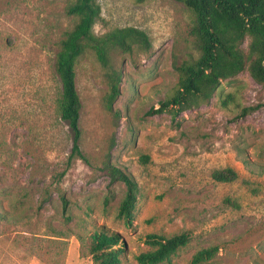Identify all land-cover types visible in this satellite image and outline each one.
Returning a JSON list of instances; mask_svg holds the SVG:
<instances>
[{"label": "rangeland", "instance_id": "1", "mask_svg": "<svg viewBox=\"0 0 264 264\" xmlns=\"http://www.w3.org/2000/svg\"><path fill=\"white\" fill-rule=\"evenodd\" d=\"M68 1L0 0V264H95L82 238L97 227L121 237L120 264H139L134 256L149 248L148 232L189 233L161 264H191L194 252L211 245L217 252L200 264H264V107L239 116L243 107L262 105L264 85L244 70L220 86L240 108H223L214 96L175 117L155 112L177 82L176 67L195 54L191 12L176 0H98L96 34L136 26L151 46L111 55L122 70L117 127L103 101L104 69L93 55L79 60L87 162L68 165L72 134L56 108L54 70L58 41L71 25ZM113 132L111 162L139 187L131 225L116 216L124 183L101 169ZM225 167L238 177L215 181L212 171Z\"/></svg>", "mask_w": 264, "mask_h": 264}, {"label": "trees", "instance_id": "2", "mask_svg": "<svg viewBox=\"0 0 264 264\" xmlns=\"http://www.w3.org/2000/svg\"><path fill=\"white\" fill-rule=\"evenodd\" d=\"M145 2L147 0H136ZM192 14L190 34L193 37L195 54L183 60L177 67V82L170 93L160 100L155 112L169 111L173 117L186 109L207 103L217 96L223 108L233 103L240 108L231 93L220 90L221 82L247 70L252 79L264 85V0H176ZM71 17V25L58 41L54 70L60 81V94L56 108L60 118L66 122L72 145L67 157L69 165L74 159L87 162L80 148L81 128L79 124L81 100L76 89L75 76L79 60L86 54L93 55L104 69L107 91L104 105L112 114V122L118 126L120 112L114 103L121 93L122 70L113 67V52L132 53L135 49L147 51L151 42L147 33L136 26L114 27L101 34L93 31L94 23L101 17L98 0H69L65 8ZM246 43V44H245ZM262 105L243 107L239 116ZM114 132L110 137L101 169L111 182L122 181L125 193L116 216L125 225H131L137 201L138 183L135 178L111 162ZM146 162L148 156H143ZM211 177L217 182H230L238 177L232 167L216 169ZM64 206L66 199L62 197ZM107 202V199H106ZM225 202L238 203L230 197ZM87 238V241H86ZM190 239L188 232L166 236L148 232L143 242L148 249L140 251L134 258L139 264L169 263L179 248ZM86 252L95 264H120L126 252L121 237L104 227L93 229L85 239ZM217 245L198 249L191 256V264H200L212 258Z\"/></svg>", "mask_w": 264, "mask_h": 264}]
</instances>
